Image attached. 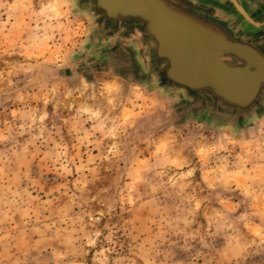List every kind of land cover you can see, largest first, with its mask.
Wrapping results in <instances>:
<instances>
[{"label": "clouds", "instance_id": "clouds-1", "mask_svg": "<svg viewBox=\"0 0 264 264\" xmlns=\"http://www.w3.org/2000/svg\"><path fill=\"white\" fill-rule=\"evenodd\" d=\"M98 6L0 0V264H264V100L163 84Z\"/></svg>", "mask_w": 264, "mask_h": 264}, {"label": "water", "instance_id": "water-1", "mask_svg": "<svg viewBox=\"0 0 264 264\" xmlns=\"http://www.w3.org/2000/svg\"><path fill=\"white\" fill-rule=\"evenodd\" d=\"M264 2V0H259ZM96 7L101 24L109 35L124 27L123 35L135 29L144 33L145 41L156 38L152 63L163 84L179 83L189 95L204 104L229 108L249 106L264 100V13L241 15L252 24L228 22L217 9L208 6L204 14L186 7L185 0H102ZM260 14V21L253 17ZM112 52L124 56L120 46ZM131 55V67L118 69L121 75L143 79L140 66ZM242 120V118H241Z\"/></svg>", "mask_w": 264, "mask_h": 264}, {"label": "flooded vegetation", "instance_id": "flooded-vegetation-1", "mask_svg": "<svg viewBox=\"0 0 264 264\" xmlns=\"http://www.w3.org/2000/svg\"><path fill=\"white\" fill-rule=\"evenodd\" d=\"M209 5L215 7L217 9L216 11H219V13L225 16V19H227V14H230L231 22H237V24L239 25H241V23L243 22V28L246 31L249 27H253V25L248 23L241 15L238 5L241 9L246 10L248 13H251L252 10H254L255 12L261 11L262 13H264V2H261L259 0H208V6ZM213 14L216 15L215 12ZM253 19L256 21H260V14L255 15Z\"/></svg>", "mask_w": 264, "mask_h": 264}, {"label": "rangeland", "instance_id": "rangeland-1", "mask_svg": "<svg viewBox=\"0 0 264 264\" xmlns=\"http://www.w3.org/2000/svg\"><path fill=\"white\" fill-rule=\"evenodd\" d=\"M186 2V7L191 10V11H195L196 14H200V10H201V14H204L207 10L208 7V0H199L198 4H193L191 2V0H185ZM216 16H219V11H217ZM227 20L228 22L232 23L231 20V15L227 14ZM99 65H97V68L99 69Z\"/></svg>", "mask_w": 264, "mask_h": 264}]
</instances>
